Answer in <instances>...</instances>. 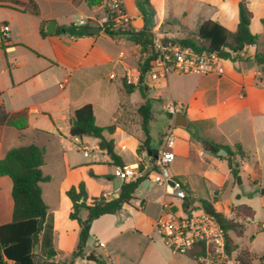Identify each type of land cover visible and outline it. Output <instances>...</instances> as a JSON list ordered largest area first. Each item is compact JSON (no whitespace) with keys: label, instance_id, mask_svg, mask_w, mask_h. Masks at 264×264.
I'll return each instance as SVG.
<instances>
[{"label":"crops","instance_id":"0c3cea01","mask_svg":"<svg viewBox=\"0 0 264 264\" xmlns=\"http://www.w3.org/2000/svg\"><path fill=\"white\" fill-rule=\"evenodd\" d=\"M138 1L123 0L132 17V29L157 31L162 38L193 39L206 45L197 35L202 23L216 21L231 31L239 23L240 0H150L145 14ZM247 3L253 14L250 30L260 36L257 44L246 45L226 58L222 76L173 74L153 89L154 100L161 107L168 98L183 104L189 122L186 128L176 127V158L170 164L172 176L186 187V198L180 200L171 194L170 187L157 185L149 175L173 120L168 116L167 125L157 136L150 131V149L139 153L137 149L145 139L140 117L116 94L114 82L119 81L123 88V74L139 66L138 49L127 37L114 38L103 31L83 37L65 31L79 15L103 16V3L89 7L85 0H0V106L9 113L27 110L29 115V126L23 131L0 125V159L16 147L34 144L44 149L42 173L49 181L41 183V188L48 213L38 253L45 254L51 241L57 252L55 261L60 264H100V259L104 264H141L155 252L158 235L154 227L164 202L179 212H188L200 209L202 199L215 198V209L226 215L232 205L239 204L256 212L257 197L264 204V77L260 79L261 71L253 61L257 52H264V0ZM34 4L37 14L32 12ZM52 22L56 25L51 34L48 27ZM2 25L9 26L7 40L1 33ZM58 29L63 31L56 35ZM111 74L117 77L111 79ZM85 104H92L99 126L116 125L112 133L104 132L112 144L109 152L97 138L78 137L77 141L70 135V118ZM136 118L138 124L133 122ZM201 137L221 145L241 144L248 159L241 163L238 184L228 159L206 151ZM252 154L258 161L250 157ZM140 164L144 166L140 170L144 198L137 199L134 194L120 212L94 220L84 257L70 263L80 228L69 217L72 203L66 191L84 182L89 204L94 198L109 200L120 192L123 183L115 189L116 168ZM244 184L249 188H243ZM12 211V180L2 176L0 226L11 221ZM256 225L260 231L264 229V221ZM98 249L102 253H97ZM164 253L163 263L172 264L173 258ZM90 254L98 261L88 260Z\"/></svg>","mask_w":264,"mask_h":264},{"label":"trees","instance_id":"16d2710c","mask_svg":"<svg viewBox=\"0 0 264 264\" xmlns=\"http://www.w3.org/2000/svg\"><path fill=\"white\" fill-rule=\"evenodd\" d=\"M85 1L89 7H93L102 4L105 0ZM138 6L141 12L145 14V8L150 6V0H139ZM238 8L239 23L235 31L228 30L220 23L209 20L202 23L197 32L199 40L205 42L206 45L196 43L193 39L177 41L191 45L197 50L207 48L224 58H229L232 53L238 54L246 45L257 44L260 36L253 34L250 30L253 14L248 7L247 0H240ZM32 12L38 13L35 4L32 7ZM262 22L264 24V19ZM88 28L89 26H75V33L72 36L92 35L87 31ZM62 31V29H58L55 34L58 35ZM103 31L114 38L127 37L138 49L140 59L146 55L144 65L139 62V70L142 74L141 81L135 84H127L124 80L122 83L124 92L131 94L141 86L143 75L150 67V55L152 54L155 36L146 28L140 31L134 29L113 31L105 29ZM41 33L45 34L43 27ZM253 61L260 69V79H262L264 77V52H257ZM152 101L154 100L145 97V101L137 108L140 126L145 136L137 149L139 153L142 150L150 149L151 123L154 120ZM0 125L12 126L23 131L29 126L28 111L9 113L3 106H0ZM115 128V124L103 127L96 123L92 104H85L76 109L70 118V135L72 137L90 136L97 138L101 147L108 146L110 150H112V144L105 139L104 132L112 133ZM201 144L206 151L215 155L224 148L228 152V156L220 157L228 159L229 167L235 177L240 173L241 163L248 159V155L240 143L234 146L221 145L212 139L201 137ZM44 154V149L31 144L12 148L0 159V177L8 176L12 180L13 198L12 219L0 226V264H60V262L55 261L57 252L53 249L51 241H49L45 254L38 253L43 224L48 213L41 188V183L49 181V177L42 173ZM111 156L117 161L113 152ZM143 167V164H140L139 170H142ZM91 175L94 174L91 173ZM143 179V177H139L134 181H124L120 187L119 197L111 201L99 197L94 198L89 204V195L84 182L73 185L66 191V195L72 203L69 217L76 221L80 228L78 242L70 257V263L77 258L84 257V249L90 235L92 222L104 215L120 212L124 204L130 203L134 199V194L142 184ZM183 189L186 190V187L183 186ZM261 194L264 196V190H261ZM215 202V198L202 199L200 208L214 215L219 221L224 232L225 250L229 260H234L238 264H264V253L256 254L247 248H241L236 242V238L244 236L247 225L253 220L255 215L253 208L245 204L232 205L230 214L226 215L215 209ZM184 207L187 210L188 204L185 203ZM209 252L210 248L202 242L186 255L197 260L198 256L206 255ZM99 263L104 264L101 259Z\"/></svg>","mask_w":264,"mask_h":264},{"label":"built area","instance_id":"2783aa9c","mask_svg":"<svg viewBox=\"0 0 264 264\" xmlns=\"http://www.w3.org/2000/svg\"><path fill=\"white\" fill-rule=\"evenodd\" d=\"M104 14L101 17H87L79 15L74 18L73 26H99L102 31L132 29V17L126 11L123 0H105L102 4ZM110 14H112L110 16ZM9 26L2 25L1 33L7 40L10 37ZM104 32V31H103ZM155 36L149 69L143 75L141 86L149 89H157L162 81L173 74L217 75L225 73L224 61L226 58L207 48L197 50L193 46L184 44L171 38H162L157 31ZM72 36V35H71ZM74 37V36H73ZM239 53V52H238ZM237 53H232L235 56ZM146 55L140 63L144 65ZM141 72L139 66L136 70H126L122 78L127 84L140 82ZM111 74L110 78H116ZM62 86V85H61ZM157 98L160 97L156 94ZM163 111L173 121L164 133V146L154 160V168L149 173L151 179L157 185H165L171 188V194L180 200H185L186 192L180 181L176 180L170 171V164L175 160L174 151L176 142V126L174 118L178 113L185 112V106L172 99L162 106ZM79 141V138L76 137ZM87 154V153H86ZM139 166H125L116 168V176L124 181H134L140 177ZM155 233L161 238L175 254L186 255L199 243L204 242L210 252L197 257L198 264H227L229 258L225 250L223 229L217 218L203 209L179 212L170 203L164 202L159 218L155 222ZM104 247V243L98 244Z\"/></svg>","mask_w":264,"mask_h":264},{"label":"rangeland","instance_id":"374dc122","mask_svg":"<svg viewBox=\"0 0 264 264\" xmlns=\"http://www.w3.org/2000/svg\"><path fill=\"white\" fill-rule=\"evenodd\" d=\"M117 86L116 94L118 93L119 99H121V102L125 104V107L129 109H133L132 111H136L135 109L138 108V106L145 101V99L142 98L138 90H135L131 94H126L119 83V81L114 82ZM161 92L164 94V98H166V90L162 89ZM155 91L153 89H150L147 92V99L154 100ZM153 102V112H154V120L151 123V133L153 136H157L163 129L164 126L168 123V116L163 111L161 105L156 101ZM134 116H137V113L133 114ZM139 116H137L138 118ZM135 119L133 122L138 124V119ZM171 125V124H170ZM254 157V161H258L256 155H250V157ZM239 183V180L237 179V184ZM251 189L255 188V186L251 185ZM243 188H249L247 184H244ZM241 190V188L239 189ZM146 194V191L144 189V186L141 185L139 189L136 191L135 195L137 199H143ZM255 203L257 205V209L255 212V218L248 224L247 229L245 231V234L243 237L236 238V242L240 245L241 248H247L251 250L252 252L256 254H262L264 253V229L259 230L258 226L256 225L259 221H264V210L263 206L264 204L262 201L257 197L255 199ZM254 235V238L251 237ZM156 245H155V252L153 255H149L150 257H147L145 261H143L141 264H164L165 259V253L167 252L172 258L173 262L172 264H198V261L195 259H192L188 257L187 255L180 254V255H173L170 250L165 247V244L160 240V237L157 236L155 239ZM97 253H102L100 249L96 250ZM228 264H238L234 260H230Z\"/></svg>","mask_w":264,"mask_h":264},{"label":"water","instance_id":"95a60500","mask_svg":"<svg viewBox=\"0 0 264 264\" xmlns=\"http://www.w3.org/2000/svg\"><path fill=\"white\" fill-rule=\"evenodd\" d=\"M55 22H52L49 24V27H48V31L49 33H54L55 31ZM69 35H73L75 33V26H70L69 28H67L65 30ZM87 31L91 34H96V33H100L102 31V28L99 27V26H92V27H89L87 29ZM138 92L140 93V95L142 96V98L144 99L146 97V92L148 90V87L147 86H139L137 88ZM174 124L176 127H182V128H186L189 124L186 116L184 113H178L175 118H174ZM107 150L108 152L110 151L109 148L107 147ZM149 153L151 154V151H149ZM219 155H224V156H227L228 155V152L222 148L220 151H219ZM239 176H238V180H239ZM115 182V189H118L122 180L120 177H116V180L114 181ZM117 183V184H116ZM119 197V193H115L114 196H112L108 201H111L115 198H118ZM88 260H92V261H95L97 262L98 259L96 258V256L94 254H90L88 257H87Z\"/></svg>","mask_w":264,"mask_h":264}]
</instances>
